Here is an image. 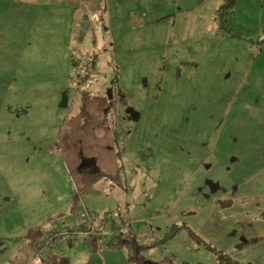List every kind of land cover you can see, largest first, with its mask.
Here are the masks:
<instances>
[{
  "label": "rangeland",
  "instance_id": "obj_1",
  "mask_svg": "<svg viewBox=\"0 0 264 264\" xmlns=\"http://www.w3.org/2000/svg\"><path fill=\"white\" fill-rule=\"evenodd\" d=\"M37 2L43 11L48 1ZM210 2L192 13L173 7L171 21L151 24L145 37L133 27L127 39L102 28L80 39L72 32L66 61L58 50H38L17 79L0 76V264L9 262L17 203L45 199L43 176L62 197L50 202L74 204V220L81 204H91L114 210L124 232L137 234L141 249L126 244L107 264H223L219 251L264 264V17L256 16L264 0H240L208 31L209 17L198 16ZM166 24L176 46L163 44ZM128 39L153 50L132 51L135 63L120 66L115 56ZM182 61H194V72ZM65 64L72 81L45 82ZM61 85L58 98L41 91ZM35 155L41 164L30 162ZM36 166L39 180L15 185V173Z\"/></svg>",
  "mask_w": 264,
  "mask_h": 264
},
{
  "label": "crops",
  "instance_id": "obj_2",
  "mask_svg": "<svg viewBox=\"0 0 264 264\" xmlns=\"http://www.w3.org/2000/svg\"><path fill=\"white\" fill-rule=\"evenodd\" d=\"M47 1V5L43 4L44 10L41 11L37 0H0V66L2 65V74L0 71V76L2 79L3 77H5V80H7V78L17 79L23 67L29 64L30 57L39 55L38 50H58L64 61H66V58L70 56L67 40L72 36V32H74L73 35L76 38L80 39L89 29L95 32L98 28H102L106 29L112 36H118V39L122 37L127 39V36L132 35L130 29L133 27L135 35L137 34L138 36L145 37L149 35L151 24H155L163 19H171V14H173L171 10H173V7L192 13L198 8V4L205 3V0H175L174 4L168 1L165 5L164 0H93L95 3L92 5L90 0H73V3L69 2V0ZM221 2H223V0H211V6H207L203 15L201 12L198 16V19L209 17L208 19L210 22L206 24L208 31L223 25V20L218 16V9L222 4ZM55 3H58L59 6L55 7ZM85 3L88 4L93 19L91 25L87 29L83 28L81 24ZM211 9H213L214 13L212 17L210 15L208 16ZM262 10H264V2ZM143 13L149 14L148 17L144 16ZM256 16L264 17V15L257 14ZM248 19V15L245 14L243 16V21L246 26ZM263 20L264 18L261 22H263ZM75 24L78 25L76 29L74 26ZM171 25L166 24L165 26L166 36L163 44L166 43L176 46L179 39L175 40L172 37V33H169ZM165 28L163 27L164 30ZM136 43L137 41L131 42V40L128 39V43L121 47V49L118 48L120 52L116 53L114 63L120 66H126L127 63H135V61L130 60V52L137 50H153L150 45L145 48L144 44H142L143 48H136V46H134ZM50 44H54L52 48H50ZM92 57L95 58V61L97 60L96 53L93 54ZM72 63L73 65L76 63L78 64L77 59L73 58ZM192 63H194V61H182L181 66L189 67L188 65H193ZM66 68L67 66L65 64V69L64 67L61 68V70L54 73V78L51 75L52 78L45 82H53L56 80L55 78L59 81L57 85H60L61 82H65L63 80L69 76L68 73H66ZM191 68L194 72L195 65L191 66ZM9 73L12 74L11 78L6 77ZM37 75L41 76L40 73ZM189 84L191 85L189 92L196 95L197 90L193 87V82L190 81ZM63 89L64 87L61 85L58 87L57 91H53L49 88L45 90V87H42L41 91L42 93L45 91L47 94L50 92L51 95L55 94L54 98H58L56 94L61 93ZM4 94L5 92L2 97ZM260 109L261 112L264 113V106ZM39 159L40 157L37 155H35V157L30 156L31 163L38 161V164H41ZM37 169L38 166H36L35 170L29 172L23 171L15 173V185L21 181L23 182L22 186H24L25 180L28 181V179L33 177H37L39 180L41 174L37 173ZM44 174L48 175L46 170H44ZM71 175L74 177L73 173H71ZM53 180L54 179L47 180L43 176L45 199L40 196L28 199L23 197L22 204L17 203L18 206L10 221L12 225L11 236L9 238L13 239L14 242L8 244V247H6L9 251L8 264H11L13 259H17L20 264H60L64 259H67L69 264H107L110 255L117 257L114 251H120L126 247V244L131 243L130 239L133 235L136 237L137 241L140 242L135 232L126 234L122 229L126 241L121 248L111 247L109 244L110 237L106 236L97 240L91 235H82L76 237L73 242L61 243L54 246L52 250H45L43 257L37 256L35 246L36 240L47 236L51 229H65V227L68 229L69 226L71 227L78 222L77 216H75L74 220V217L71 215L74 204L68 205L65 201L61 205L55 206L52 204L53 202H50L49 199L54 196L62 200V197L56 194V187H54ZM215 186L216 185L213 186V192L216 191ZM223 200H220V203ZM86 205L92 206L91 204ZM221 205L226 206V204L223 203H221ZM110 211L115 212L112 209H110ZM20 217H23V220L26 221H18ZM117 217H121V215L118 214ZM123 220L124 219H122V221ZM61 224H63V226ZM245 242L246 240H244L243 243ZM98 245L101 247V260H98V258L94 256L98 253ZM104 247L107 249L103 250Z\"/></svg>",
  "mask_w": 264,
  "mask_h": 264
},
{
  "label": "trees",
  "instance_id": "obj_3",
  "mask_svg": "<svg viewBox=\"0 0 264 264\" xmlns=\"http://www.w3.org/2000/svg\"><path fill=\"white\" fill-rule=\"evenodd\" d=\"M239 1L240 0H224L223 3L221 4L220 8L218 9V16H220L221 19L224 20L223 13L233 9V7ZM92 62L93 63L95 62V58L94 57H92ZM76 66L78 67L77 63L74 65V67H76ZM87 77H89V76L87 75ZM69 80L70 81L73 80V75L72 74L69 75ZM70 84L68 85L69 88L71 87ZM221 203L227 205V204H230L231 201L230 200H223ZM82 205L84 207H86L89 211L95 212V214L97 216L96 217L97 219L95 220V222L86 223L85 227L95 226L98 229L108 230V233L106 234V236L110 237V242H109L110 246L113 247V248H121V247H123V245L125 244V241H126V239L124 238V235H123V231H122V227H123V224H125V221L124 220L122 221L121 217H117L118 213H115V212L110 211V210H100V211L98 210V211H96V209H94V208H92L90 206H87V205H84V204H82ZM119 228H120V230H118ZM52 230L53 229H51L49 231V233ZM106 236H104V237H106ZM45 237H43V238H45ZM36 241H35V243H36ZM130 242L136 248L137 251H139L141 249L142 244L137 241V239H136V237L134 235L131 237ZM203 242H204V244L207 245V247L212 249L211 244H209V243H207L205 241H203ZM242 246H243V244H239V247H242ZM36 252H37V250H36ZM36 255L39 256V257H43L44 256V255L40 256L37 253H36ZM218 258L223 264H244L243 262L239 261L238 259H235L234 257H232L231 255L227 254L224 251H219ZM11 264H20V263H19V261L17 259H13L11 261ZM60 264H69V263H68L67 259H64L63 261L60 262Z\"/></svg>",
  "mask_w": 264,
  "mask_h": 264
},
{
  "label": "built area",
  "instance_id": "obj_4",
  "mask_svg": "<svg viewBox=\"0 0 264 264\" xmlns=\"http://www.w3.org/2000/svg\"><path fill=\"white\" fill-rule=\"evenodd\" d=\"M92 21L93 19L89 10V6L87 3H85L81 18L82 27L87 29ZM54 149L57 150L58 147L55 146ZM76 216L78 218V222L71 226V228H55L45 238L37 240L35 243L37 254L43 256L45 250H52L54 246H57L61 243L73 242L76 237L80 235H91L97 240H100L108 233V230L98 229L95 226L85 227L86 223L95 222L97 216L95 212L89 211L82 204L76 210ZM118 230H120V228Z\"/></svg>",
  "mask_w": 264,
  "mask_h": 264
},
{
  "label": "water",
  "instance_id": "obj_5",
  "mask_svg": "<svg viewBox=\"0 0 264 264\" xmlns=\"http://www.w3.org/2000/svg\"><path fill=\"white\" fill-rule=\"evenodd\" d=\"M68 104V94L67 91L63 92V97H62V101H61V106H67Z\"/></svg>",
  "mask_w": 264,
  "mask_h": 264
}]
</instances>
